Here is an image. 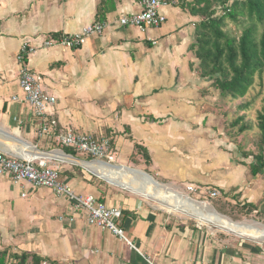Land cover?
<instances>
[{"label": "crops", "instance_id": "obj_1", "mask_svg": "<svg viewBox=\"0 0 264 264\" xmlns=\"http://www.w3.org/2000/svg\"><path fill=\"white\" fill-rule=\"evenodd\" d=\"M101 1L0 0V152L48 156L75 193L121 209L117 225L125 238L88 224L67 197L1 176L0 251L35 255L39 264H264L262 244L181 218L89 167L136 166L173 188H214L242 203L264 199V175H252L233 151L236 144L221 136L222 114L190 50L199 18L187 8L163 7L166 21L140 31L116 22L139 11L141 0H108L101 34L77 47L42 46L97 21ZM23 41L38 46L24 63L56 97L50 115L60 126L109 137L113 162L62 147L53 135L37 136L39 120L18 84ZM136 145L147 152V163Z\"/></svg>", "mask_w": 264, "mask_h": 264}, {"label": "built area", "instance_id": "obj_2", "mask_svg": "<svg viewBox=\"0 0 264 264\" xmlns=\"http://www.w3.org/2000/svg\"><path fill=\"white\" fill-rule=\"evenodd\" d=\"M175 2L176 0H141L139 11L119 16L116 23L122 27L133 26L140 31L157 28L166 21V15L162 8L173 5ZM105 27L106 22L95 21L86 24L77 32L48 38L42 43V46L77 47L83 44L90 35L101 34ZM149 40L153 44L156 43L151 38ZM37 47L34 43L23 41L17 54V60L22 62L18 84L23 100L32 108L34 116L39 120L37 136L53 135L62 147L71 148L96 160L113 162L109 137L95 138L88 132L74 131L71 128L60 126L57 119L50 115V109L56 103V97L44 89L41 75L29 69L24 63L27 55ZM17 98V96L12 97V99ZM49 160L51 159L48 156L41 153H30L25 157H17L0 152V177L6 176L15 183L25 181L33 187L49 188L55 194L70 199L76 209L84 212L88 224L106 228L113 234L125 238L123 230L117 225L122 214L121 209L108 206L92 194L79 195L75 193L70 186L60 180V169L57 166H51ZM186 189L193 193L199 190L192 184L188 185ZM202 193L216 197L220 192L211 188L203 190Z\"/></svg>", "mask_w": 264, "mask_h": 264}, {"label": "trees", "instance_id": "obj_3", "mask_svg": "<svg viewBox=\"0 0 264 264\" xmlns=\"http://www.w3.org/2000/svg\"><path fill=\"white\" fill-rule=\"evenodd\" d=\"M108 0L99 5L97 21H103ZM188 11L199 18L194 26V42L190 45L198 61V73L202 80L209 81L220 97L242 98L255 83L256 77L264 84V0H176ZM254 100L241 104L237 108L244 110ZM244 115L237 116L232 126L242 124L238 132L251 129L243 122ZM257 126L260 132L259 153H242V161L252 175H264V103L257 114ZM136 150L144 152L145 162L149 156L136 145ZM244 157V158H243ZM248 157H252L247 161ZM261 208L254 203H243L246 214L264 211V199ZM9 255L17 264H39L40 258L30 254H16L9 249L0 251V264H5Z\"/></svg>", "mask_w": 264, "mask_h": 264}, {"label": "rangeland", "instance_id": "obj_4", "mask_svg": "<svg viewBox=\"0 0 264 264\" xmlns=\"http://www.w3.org/2000/svg\"><path fill=\"white\" fill-rule=\"evenodd\" d=\"M199 75V73H198ZM209 89V94L211 95L212 102L215 103L218 110H220L222 114V123H221V136H227L229 141H232L236 144V148L233 149L239 157L242 156V153L249 152L250 154H257L259 153V140H260V132L257 126V114L260 110H262V106L264 103V84H262L261 80L256 77L255 83L253 87L249 89V91L246 93V95L242 98L238 99H231L229 97L223 98L218 95V91L215 90V88L210 84V82L207 85ZM250 100H254L252 105H248L244 110H239L237 107L241 104L248 103ZM240 115H244L243 122H247L251 129L245 130L243 132H238L239 126L242 124L240 122L236 126H232L231 122ZM244 158V157H243ZM252 157H248L246 160H251ZM124 168H135L138 170L140 169L136 166H129L126 167L123 165ZM151 177L157 181L158 183L162 184L164 187L178 192L194 201L200 202L206 206V209H211L217 211V213L221 214L222 216H225L226 218L237 222V223H247V224H258L259 226H264V211L262 213H258L256 211L251 212L250 214L245 213V209L242 207V202L231 199L227 197L224 193L220 192L216 197H210L207 193H201L200 191L197 192H188L187 186H183L182 188H173L170 184L165 182L164 180H160L156 176ZM115 187H118L120 189H123L128 192H133L138 194L141 198L147 200L153 205L161 206V208L168 209L169 211L177 214L181 218H185L187 220H191L193 222H204V224L216 229L218 232H221V234H226L229 237H235V238H243L248 241H252L255 243L262 244L264 246V238H257L249 235H241L237 232L230 231V230H224L217 226L216 224H213L211 222H206L199 220L194 215L190 213H185L182 211H172V209L168 208L164 204H160L157 201H154L153 199H150L148 196H146L144 193L135 191L133 189H129L120 185H113ZM261 202H259L257 205L259 208H261L260 205ZM159 204V205H158Z\"/></svg>", "mask_w": 264, "mask_h": 264}, {"label": "bare ground", "instance_id": "obj_5", "mask_svg": "<svg viewBox=\"0 0 264 264\" xmlns=\"http://www.w3.org/2000/svg\"><path fill=\"white\" fill-rule=\"evenodd\" d=\"M88 165L91 168L93 166V169H97L100 176L109 182L135 191L138 189L146 195L163 202L165 206L171 209L190 213L199 220L211 222L224 230L234 231L241 235L264 238V226L234 222L215 211L206 209L204 204L197 203L178 192L164 187L139 171L124 168L123 166L115 167L105 163H88Z\"/></svg>", "mask_w": 264, "mask_h": 264}, {"label": "water", "instance_id": "obj_6", "mask_svg": "<svg viewBox=\"0 0 264 264\" xmlns=\"http://www.w3.org/2000/svg\"><path fill=\"white\" fill-rule=\"evenodd\" d=\"M133 170H134V169H133ZM135 171H138V170H135ZM139 172H141V173H143V174L149 176L150 178H152L151 175H149L148 173H146V172H144V171H139ZM152 179H153V178H152Z\"/></svg>", "mask_w": 264, "mask_h": 264}]
</instances>
